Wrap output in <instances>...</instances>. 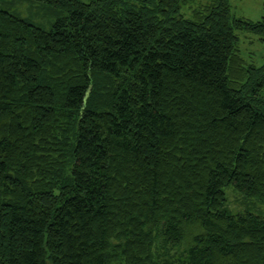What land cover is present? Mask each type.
Instances as JSON below:
<instances>
[{"label": "trees", "instance_id": "16d2710c", "mask_svg": "<svg viewBox=\"0 0 264 264\" xmlns=\"http://www.w3.org/2000/svg\"><path fill=\"white\" fill-rule=\"evenodd\" d=\"M33 1L66 16L0 10V264H264V15Z\"/></svg>", "mask_w": 264, "mask_h": 264}, {"label": "rangeland", "instance_id": "374dc122", "mask_svg": "<svg viewBox=\"0 0 264 264\" xmlns=\"http://www.w3.org/2000/svg\"><path fill=\"white\" fill-rule=\"evenodd\" d=\"M210 0H195L190 7L182 10L185 16L189 15V10L208 3ZM231 5V15L235 18H242L250 22L259 21L264 15L262 5L264 0H229ZM0 10L6 11L27 23L40 29L50 30L53 23L66 14L49 5L33 0H0ZM239 48L241 57L247 64L255 66L261 65V57L264 55V43L258 41L256 36L238 33ZM227 207L234 211H242L245 205L243 197L237 194L231 187L224 188ZM249 201V200H248ZM253 199L251 204L256 205L259 214L264 215V205ZM250 203V201L248 202ZM250 207H252L250 205ZM255 210V209H254ZM256 212V211H255Z\"/></svg>", "mask_w": 264, "mask_h": 264}]
</instances>
